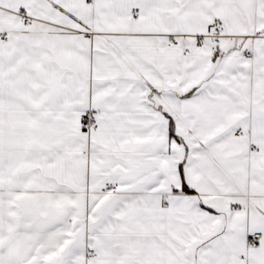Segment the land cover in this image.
Segmentation results:
<instances>
[{
  "label": "snow or ice",
  "instance_id": "6c2138e0",
  "mask_svg": "<svg viewBox=\"0 0 264 264\" xmlns=\"http://www.w3.org/2000/svg\"><path fill=\"white\" fill-rule=\"evenodd\" d=\"M0 264H264V0H0Z\"/></svg>",
  "mask_w": 264,
  "mask_h": 264
}]
</instances>
